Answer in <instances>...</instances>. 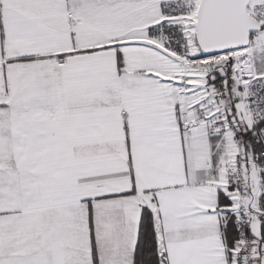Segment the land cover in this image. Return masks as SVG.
I'll use <instances>...</instances> for the list:
<instances>
[{"label": "snow or ice", "instance_id": "6c2138e0", "mask_svg": "<svg viewBox=\"0 0 264 264\" xmlns=\"http://www.w3.org/2000/svg\"><path fill=\"white\" fill-rule=\"evenodd\" d=\"M0 264H264V0H0Z\"/></svg>", "mask_w": 264, "mask_h": 264}]
</instances>
